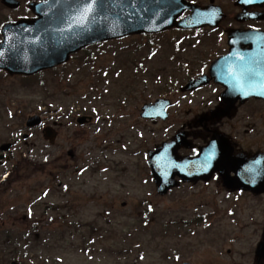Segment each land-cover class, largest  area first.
Instances as JSON below:
<instances>
[{
  "label": "rangeland",
  "instance_id": "obj_1",
  "mask_svg": "<svg viewBox=\"0 0 264 264\" xmlns=\"http://www.w3.org/2000/svg\"><path fill=\"white\" fill-rule=\"evenodd\" d=\"M24 14V7L8 11L0 5V27ZM173 38L180 42L175 54ZM221 39L198 44L201 53L212 52L204 59L216 55ZM188 41L172 31L132 36L80 51L67 64L34 76L0 71V145L20 141V147L21 134L31 135L14 152L23 167L19 174L29 167V181L2 191L10 163L0 167V258L10 255L19 264H255L264 194L228 191L214 175L179 183L161 196L146 163L148 151L178 129V110L184 117L187 107L193 114L201 109L202 91L188 105L174 106L165 122L139 116L141 106L158 97L182 99L172 88L182 84L173 85L185 71L177 59L202 58L185 46ZM121 51L132 59L119 57ZM158 71L163 77L154 81ZM46 109L93 116L73 142L61 138L64 151L74 147L73 158L46 148L39 127L25 128L28 115L43 117ZM262 114L256 108L255 118ZM49 175L62 186L52 188ZM9 232L18 233L15 242Z\"/></svg>",
  "mask_w": 264,
  "mask_h": 264
},
{
  "label": "water",
  "instance_id": "obj_2",
  "mask_svg": "<svg viewBox=\"0 0 264 264\" xmlns=\"http://www.w3.org/2000/svg\"><path fill=\"white\" fill-rule=\"evenodd\" d=\"M10 7L17 8V0H1ZM77 0H45L30 4L36 14L34 19H20L6 23L1 28L0 69L10 74L32 75L66 62L69 55L85 46L98 42L122 38L131 34L155 33L170 26L190 27L204 24L203 10L188 5L184 0H103V8L97 7L94 22L87 25V31L69 28L62 17L67 15V5L75 7ZM91 2V0H88ZM191 9L192 16L180 22L175 19L181 12ZM229 38L230 51L219 60V71L215 77L226 90L223 100L227 104L224 111L214 112L218 117L228 112L236 99L256 97L264 100V38L256 34L238 35ZM244 39V40H243ZM239 40L245 41L249 49L238 50ZM244 56V59L242 57ZM167 101L158 99L154 104L144 105L141 116L144 118H165ZM91 120L80 116L79 124ZM40 123L37 115L26 120L28 127ZM226 142L214 138L213 142L194 159L176 161V143L163 144L150 153L148 164L151 167L159 194H165L175 185L174 176L184 180L206 179L213 170L223 177L227 188H248L255 193L264 192V157L241 160L231 157V148ZM2 147V149H6ZM230 172L234 176H230ZM264 235V233H263ZM256 255L264 258V243L261 242ZM11 264H16L15 262ZM185 264V263H184Z\"/></svg>",
  "mask_w": 264,
  "mask_h": 264
},
{
  "label": "flooded vegetation",
  "instance_id": "obj_3",
  "mask_svg": "<svg viewBox=\"0 0 264 264\" xmlns=\"http://www.w3.org/2000/svg\"><path fill=\"white\" fill-rule=\"evenodd\" d=\"M42 1L44 0H20L22 6L26 9V14L17 17V19L34 17V14L31 12L28 5L31 2ZM187 1L191 3H198L202 6L207 4L210 6L217 5L223 12V16L216 27L204 26L194 30H183L188 33V36H197L196 34L199 32L202 33L201 36H203V32H205L206 35H214L216 39H221V37L224 36L227 40V36L233 31L238 32L239 34L250 32L252 34H260L262 37L264 36V0ZM190 14V11L187 10L180 15L179 19ZM207 19L213 21L214 17L212 15H208ZM176 30L179 29L173 28L167 31ZM243 40H239L238 42V50L240 52H244L249 49V46H247L246 42ZM221 46H219V48L215 51L216 55L212 57V59H177L179 62H181V69H184L185 71L182 72V79L178 78L181 80L182 84H180L177 89L176 86L172 88L174 91L179 90L177 93L182 94V99L174 100L173 98H169L172 102V106L169 110L173 109L174 106L177 107V104L181 102H184L185 105H188L191 95L202 91L200 93L201 109L194 110L196 112L193 114L191 107H187L185 108L184 117L181 116V113L177 115L179 112L178 110L176 113L179 123L178 129L172 134L171 137L166 139L167 141H170L177 134H183L185 137V140H183L184 145L177 148V156L179 158L193 157L197 155L201 147L207 145L211 140L214 132L227 138L229 144L232 147V155H238L242 153L250 158L255 156L257 153H264V116L262 114L260 118H255L256 108L264 111V102L262 100L255 98L236 100L226 115L218 118H210L211 112L222 109L226 106V103L221 99L224 87L216 83L213 78L207 79L204 84L197 87L189 86L193 79H197L200 76L205 77V75H210L211 66L217 60L216 58L227 53L228 51L226 41L222 43ZM242 59H244V56ZM216 69L219 70L218 68ZM173 85H177V82ZM196 104H199V102ZM76 116L77 115H73V113H63V111H59L58 113L51 112L49 109H46L43 112L40 133L46 143V148L55 146L56 153L60 154V156H63L65 153V155H68L69 157L70 155H74L73 146L66 148L64 151L65 146L60 142L62 141L61 138L63 140L65 138L67 142H73L78 137L79 125L76 122ZM153 122L160 121L156 120ZM262 127L263 131L261 133L259 131ZM257 133L259 136L256 137ZM45 135L48 137V139H45ZM21 138H23V134H21ZM256 138H259L261 142L256 143ZM20 143V141L11 142L10 148L6 152H3V156L2 152H0V167H4L6 164L10 163V170L5 172L4 177L1 180V184L4 185L2 191L7 190L12 185V182L15 183L21 179L29 181L31 177L29 167H27L24 173L20 175L19 171L22 170L23 167H21L20 163L17 162L16 159L14 160V158H16L14 152L17 149L24 148V146L28 145L27 141L25 140L23 142L25 145L23 144L20 147H16ZM60 156L58 158H60ZM11 161H13L12 164ZM215 174L222 183L221 177L217 173ZM54 181L55 179L49 175L47 182H51V184H49L50 186H54L52 184ZM59 186H62L60 182L57 184V187ZM32 206L30 208H32ZM48 207L51 209L58 208L56 205H49ZM45 211H43V213ZM25 219L26 217L24 216L22 221H25ZM6 256L7 255H4L2 258H0V264H6L7 262V264H11L13 258H11L10 255L7 257Z\"/></svg>",
  "mask_w": 264,
  "mask_h": 264
},
{
  "label": "snow or ice",
  "instance_id": "obj_4",
  "mask_svg": "<svg viewBox=\"0 0 264 264\" xmlns=\"http://www.w3.org/2000/svg\"><path fill=\"white\" fill-rule=\"evenodd\" d=\"M103 6V0H91V2H88V0H77L75 7L72 4L66 6L68 11L67 15L62 17V22H67L69 28L76 27L81 31H87V25L96 19V16L93 14L96 12L97 7L103 8ZM3 55L0 52V56ZM151 210V207H149V211ZM29 215H31V210H29Z\"/></svg>",
  "mask_w": 264,
  "mask_h": 264
},
{
  "label": "trees",
  "instance_id": "obj_5",
  "mask_svg": "<svg viewBox=\"0 0 264 264\" xmlns=\"http://www.w3.org/2000/svg\"><path fill=\"white\" fill-rule=\"evenodd\" d=\"M117 54H118V53H117ZM119 54H120L119 57H120V56L123 57V55L126 54V52L121 51ZM124 94H125V93H124ZM124 94H123V95H124ZM152 264H156V263H152Z\"/></svg>",
  "mask_w": 264,
  "mask_h": 264
}]
</instances>
